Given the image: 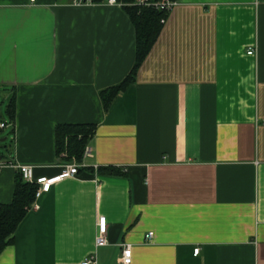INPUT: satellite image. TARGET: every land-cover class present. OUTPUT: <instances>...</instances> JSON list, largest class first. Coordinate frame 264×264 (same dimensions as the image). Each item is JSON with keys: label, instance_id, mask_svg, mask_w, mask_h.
<instances>
[{"label": "crops", "instance_id": "crops-1", "mask_svg": "<svg viewBox=\"0 0 264 264\" xmlns=\"http://www.w3.org/2000/svg\"><path fill=\"white\" fill-rule=\"evenodd\" d=\"M175 1L103 111L99 91L134 62L121 6L0 0V93L13 102L0 155L34 177L80 165L35 196L0 264H80L93 252L120 264L122 243L129 264H264V0ZM72 123L95 125L90 156L56 153L54 127ZM15 173L0 168V204Z\"/></svg>", "mask_w": 264, "mask_h": 264}, {"label": "trees", "instance_id": "trees-1", "mask_svg": "<svg viewBox=\"0 0 264 264\" xmlns=\"http://www.w3.org/2000/svg\"><path fill=\"white\" fill-rule=\"evenodd\" d=\"M93 3L101 0H91ZM121 8L131 22L134 33V62L127 75L117 84L99 91V99L103 111L107 110L115 96L131 82L135 68L143 59L154 41L166 13L152 8L129 5L133 0H120ZM5 109L10 118L13 116V102H6ZM94 124L72 123L58 124L54 127V144L58 154L65 151L69 156L79 159L87 139L92 136ZM105 173H114V169H100ZM14 186L9 203L0 204V251L12 241L13 232L22 219L29 205L34 200L37 186L23 181L18 172L14 176Z\"/></svg>", "mask_w": 264, "mask_h": 264}, {"label": "built area", "instance_id": "built-area-1", "mask_svg": "<svg viewBox=\"0 0 264 264\" xmlns=\"http://www.w3.org/2000/svg\"><path fill=\"white\" fill-rule=\"evenodd\" d=\"M33 1V0H29ZM103 2L107 5H119L121 6V1L118 0H103ZM93 3L91 0H71V4L73 5H83V4H89ZM176 4L175 0H133L129 3V5H133L136 7H145V8H152L157 11H162L164 13H167L170 8ZM159 22H163V18L159 19ZM247 53H251V51H247ZM6 123L0 122V129L6 127ZM91 155V148L89 145H85L82 150V156H90ZM80 165L76 164L74 162H70L67 164H64L60 166L59 172L51 177H45V176H37L34 177L33 175V168L34 165L31 164H25V163H18L11 160H4L2 159L0 155V168L4 167H12L15 169L16 172H18L22 178L23 181L33 183L37 186L35 196H37L41 192H46L49 190L50 186L57 180L68 177V176H74L78 172V167ZM34 196V198H35ZM37 205L34 202V200L31 202V204L28 207V210L36 209ZM146 239H149L151 237V232H147L144 236ZM106 244V223L104 220V217H98L96 221V231L94 235V247H100ZM121 251H120V258L119 263L120 264H129L130 263V244L128 243H122L121 244ZM198 253V248H194L192 251L193 255H196ZM80 264H96L95 260V253L93 252L89 256L85 257Z\"/></svg>", "mask_w": 264, "mask_h": 264}, {"label": "rangeland", "instance_id": "rangeland-1", "mask_svg": "<svg viewBox=\"0 0 264 264\" xmlns=\"http://www.w3.org/2000/svg\"><path fill=\"white\" fill-rule=\"evenodd\" d=\"M5 105H6V100L4 99L3 95L0 93V121L1 122L6 121V116L4 113ZM8 134L9 133H8V130L6 128L0 129V139L5 135L7 136ZM3 142H5V140L0 141V153L5 152L4 147H3ZM65 158L67 159L66 156H65Z\"/></svg>", "mask_w": 264, "mask_h": 264}]
</instances>
